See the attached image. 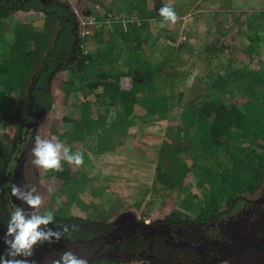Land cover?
<instances>
[{
    "label": "trees",
    "instance_id": "obj_1",
    "mask_svg": "<svg viewBox=\"0 0 264 264\" xmlns=\"http://www.w3.org/2000/svg\"><path fill=\"white\" fill-rule=\"evenodd\" d=\"M82 1L89 0H74L77 3ZM135 3L136 0H130L128 5L133 7ZM113 10L109 9L105 19ZM30 13L40 17L42 30L23 21L22 15ZM259 18L256 21L264 23V14ZM131 24L129 32L115 30L125 41L132 30L140 37L145 26V22L140 28L136 22ZM242 33L247 44L244 52L250 57L255 54L256 46L264 43V25L257 27L250 23ZM101 34L98 32L96 37ZM85 40L78 18L66 0H0V255L6 248L3 237L10 212L18 206L28 207L11 195V186H19L20 168L34 143L35 133L55 107L54 83L59 74L67 72L72 78L64 83L65 87L70 84L67 93H79L81 88L77 89L75 84H84L79 82L84 78L87 82L84 87L87 101L78 106L85 117L80 113L79 120L68 115L63 118L73 129L90 124V96L97 99V104H100L98 99L104 96L108 101L103 102L107 105L105 110L117 109L120 116L130 115L131 106L139 102L136 95L147 92L153 77L149 69H140L142 59L132 56L126 64L137 63V69L127 66L126 71L120 72L115 68L110 72L98 71L93 78L87 77L105 53L101 50L86 53ZM216 40L220 43L218 38ZM215 45L228 47L223 42L217 45L215 41V51ZM106 56L109 57L108 54ZM261 74L240 68L220 75L219 83L224 84V91L216 92L209 101L197 98L186 105V114L190 118V129H187L198 132V137L194 136L187 147L194 146L196 155L191 159L201 172L200 186L212 187L214 191L218 189L224 198H218L211 191L213 202L197 204L200 212L186 217L173 212L153 226L129 225L122 229L104 221L54 216L55 223L50 227L68 225L71 229L75 225L77 231L70 239L37 247L33 257L36 264H51L67 250L87 259L88 264H126L133 261L142 264H213L222 260L227 252L244 246L247 236L240 229L243 223L249 224L250 228L264 226V223L258 224L264 217V203L248 199L264 184V78L260 77ZM125 75L132 79L130 91L120 87V78ZM259 96H263V102L258 112L251 115ZM95 121L98 127L92 126L95 130L106 131L104 116ZM122 124L115 119L111 128L116 129ZM9 128L15 129L13 137ZM70 135L75 140L81 139L75 136L76 131ZM104 142L99 146L105 145ZM96 144L98 146V142ZM219 149L226 150L230 157L232 170L229 174L217 175L204 164L205 160L213 159ZM180 150L175 144L165 143L161 147L158 171L169 156L174 160L170 171H177L170 176L162 170L157 183L166 184L174 174L182 172L181 169H190L187 165H182V168L178 165ZM63 167L67 168L66 164L63 163ZM202 172L206 173L205 178ZM53 174L74 188L78 185L69 176L68 168ZM222 202L227 206L224 210L220 208Z\"/></svg>",
    "mask_w": 264,
    "mask_h": 264
},
{
    "label": "rangeland",
    "instance_id": "obj_2",
    "mask_svg": "<svg viewBox=\"0 0 264 264\" xmlns=\"http://www.w3.org/2000/svg\"><path fill=\"white\" fill-rule=\"evenodd\" d=\"M66 1L71 5L80 23L90 20L100 22L95 26L80 24V28L83 30L82 34H85L83 37L86 38V53L100 50L104 44L111 48L112 56H101L102 60L108 62L109 72L115 68L120 72L121 70L126 71L127 66L137 69L139 67L137 63L126 64V61L131 56L134 59L143 60V56H140L142 45L149 48L151 45L161 44L167 40L168 47L173 49L185 45L186 43L180 41V37L181 39L185 37L183 34L186 29H189L188 33L191 34L187 43L190 44L192 54L194 56L198 54V56L191 58L185 54L183 67L173 79L175 84H163L161 78L152 80L154 84H151L150 81L147 92L136 95L140 103H134L131 106L130 115L126 117L120 116L117 109L116 111L105 110L107 105H104L103 102L108 101L104 96L98 99L100 104L96 103L95 97L90 96L88 99L91 102L90 124L83 125L80 129L71 128L72 126L65 123L63 118L68 115L73 120H79L80 113L85 117V113L81 112L78 106L87 101L84 89L87 82L84 78L79 80L84 84H75L77 89L81 88L79 93L74 91L67 93L66 89L70 84L65 87L64 83L72 78L65 73L59 74L54 83L55 107L47 115L34 137L39 135L50 139L55 136L65 142L73 153L77 151L83 153L84 165L82 167L62 162L67 166L69 176H72L78 185L74 188L71 183L66 184L56 177L53 174L54 171L37 168L32 163V159H34L31 156L33 143L20 168L19 187L22 189L26 185L29 188L36 187L38 194L44 199L42 213L52 211L54 216L104 221L122 227V229L129 225L153 226L173 212L183 217L200 212V209H197V204L205 201L213 202L211 191L214 190L206 185L200 186L202 179L199 174L201 172L191 159L196 155L194 146L191 144V147H187L189 141L198 132L194 129L188 130L190 129L188 127L190 118L186 114L188 110L186 105L189 101L193 102L197 98L210 100L216 92L224 91V84L219 83L220 75L240 68L253 70L258 74L264 73V43L256 46L255 54L249 57L244 52L247 44L242 35L246 28L244 20L247 18L257 22L255 23L257 27L264 25L263 22L256 21L259 16L264 14V0H136L133 7L128 5L130 0H110V2L108 0H89L80 3L74 2V0ZM163 4H171L181 19H188L185 25L181 23L180 19L175 25L169 23L166 27L161 28L162 17L159 15V9ZM110 8H114L113 13L105 19ZM22 19L37 30L43 28L40 17L38 18L32 13L22 15ZM220 19L224 20V23L217 31V35L227 31L220 43L223 42L230 49L236 50V54L238 51L242 52L241 57L224 54L212 61L213 57L205 59L200 56L197 39L199 37L195 36L213 34L219 28V24L216 26L215 20ZM128 20H138L137 27L145 22V26L142 27L143 32L140 37L136 36L132 30L130 36L127 35L129 39L125 41L118 36L115 30L129 32L131 26ZM109 29L112 31L110 32ZM98 32L102 34L96 37ZM154 35L158 38H155ZM141 38L145 43H141ZM218 39L220 40V38ZM133 46L136 47L132 48ZM209 60H211V64L208 66L205 63ZM99 61L101 60L99 59ZM180 62L181 58L177 64ZM175 65L171 66L174 68ZM260 77L264 78V74H261ZM73 80L78 82L77 79ZM120 81L122 90L130 91L132 89V84H123L128 79L122 78ZM262 98L263 96L256 98L251 115L258 112L260 103L263 102ZM102 116L107 120L106 131L95 130L92 126L97 127L95 120ZM115 119L123 124L121 127L117 126L116 129H112L111 125ZM126 119L128 120L126 121ZM131 121L133 122L130 123ZM8 131L12 137L15 135L14 128H9ZM74 131H76L75 136L81 138L80 140H75V137L70 135ZM103 141H105V145L102 143L99 146ZM96 142H98V146H96ZM165 143L178 145L181 149L178 154V165L181 168L182 165H187L190 168L188 171L181 169L182 172L174 174L175 176L168 179L169 182L166 184L156 182L158 174L163 170L172 176V172H176L177 169L170 171L172 168L170 164L174 160H172V156H169L165 164L161 166V171H158L159 152ZM204 164L217 175L229 174L232 170V163L226 150L219 149L214 158L205 160ZM67 168L63 167V171L65 169L67 171ZM202 175L205 178L206 173L202 172ZM214 192L218 198L222 196L220 190L217 189ZM248 199L264 203V184L255 195L249 196ZM226 207L225 202H222L221 210ZM263 223L264 217H261L258 224L262 225ZM262 227L250 228L249 224L243 223L240 229L245 231L247 236L245 245L238 246L233 252H227L218 263L215 261L212 263L264 264V226ZM126 264H142V262L133 261Z\"/></svg>",
    "mask_w": 264,
    "mask_h": 264
},
{
    "label": "clouds",
    "instance_id": "obj_3",
    "mask_svg": "<svg viewBox=\"0 0 264 264\" xmlns=\"http://www.w3.org/2000/svg\"><path fill=\"white\" fill-rule=\"evenodd\" d=\"M159 15L162 17L161 28L169 23L175 25L181 19L171 4H163ZM31 156L34 157L32 163L46 171H63L62 162L76 167L84 165L83 153H73L65 142L55 136L49 139L37 135ZM11 195L28 207L25 209L18 206L9 214L7 230L3 237L6 248L3 255H0V264H36L33 257L37 247L70 239L72 233L77 231L75 225H72L71 229L68 225L50 227L55 223L54 214L52 211L41 212L44 199L38 194L35 186L29 188L26 185L22 189L12 185ZM51 264H88V260L67 250L62 252L59 258L53 259Z\"/></svg>",
    "mask_w": 264,
    "mask_h": 264
},
{
    "label": "crops",
    "instance_id": "obj_4",
    "mask_svg": "<svg viewBox=\"0 0 264 264\" xmlns=\"http://www.w3.org/2000/svg\"><path fill=\"white\" fill-rule=\"evenodd\" d=\"M190 18H192V17H190ZM192 19H196V18H192ZM181 21H182L181 23L185 25V23L188 21V19L182 18ZM244 21H245L244 22L245 26H248L250 23H257L253 19H250V18L249 19L247 18ZM215 23H216V26H218V24H219V28L216 29V31L213 34H211V35L203 34V35H196L195 36L196 38L199 37L197 39L199 41L198 47L200 49V56L204 57L205 59H209V58L213 57L212 61H215L218 56H224V54H229L231 57L232 56L233 57L234 56H240L241 57L242 52L238 51L236 54L235 53L236 50L230 49L229 47H227L225 49L224 47H222V45H221V47L215 45V47L217 48V50L215 51L213 44H215V41L217 42V45L219 44L218 40H216L217 37L220 38V41H221L222 37H224L226 35V34H224V32H227V31H224L221 34L217 35V31L221 28V25H222V23H224V20H222V19L215 20ZM188 32H189V29L188 30L186 29L185 34H183V35H185V37L182 39L180 37V41H182L183 43H186V44L181 45L176 49L168 47L169 46L168 40L165 41L164 43H161V44L157 43L154 46L151 45V46H149V48L144 47V45H142L140 56H143V60H142L143 65L140 67V69H149L150 71H152L153 77L150 80L151 82L154 79L158 80L159 78H161L162 79L161 81L163 82V84H175L173 79L176 78L175 77L176 73H178V71L181 70L183 67L182 65L184 63L185 54L189 55V57H191V58H195L196 56H198V54H196V56H194V54H192L193 52L191 51L190 44L187 43V42H189V39L191 38V34H189ZM154 37L158 38L156 35H154ZM152 40H154V38H152ZM140 41H141V43H145V41L142 38ZM196 46H197V44H196ZM134 47H136V46H133L132 48H134ZM106 49H109V50H106ZM143 49H145L144 53H143ZM100 50L105 53L104 56L106 54H108L109 57L112 56V54L110 55V53H112L110 51L111 48L107 47V45L104 44ZM213 52H215V53H213ZM180 58H181V62L179 64H177V62L180 61ZM210 61L211 60L207 61L205 64H207L209 66L211 64ZM107 64H108V62L106 60L101 59V61H99V64L96 65L94 70L87 77L93 78L96 75V72H98V71L100 73L101 72H109L108 68H107ZM171 65H175V67L173 68ZM64 73L68 75L67 72H64ZM205 73H206V71H205ZM122 78H124V80L128 79V81H124L123 84H132V79L130 76L125 75V76H122L120 79H122ZM151 84H154V83L152 82ZM140 94H142V93H140ZM157 165H158V163H157Z\"/></svg>",
    "mask_w": 264,
    "mask_h": 264
},
{
    "label": "built area",
    "instance_id": "obj_5",
    "mask_svg": "<svg viewBox=\"0 0 264 264\" xmlns=\"http://www.w3.org/2000/svg\"><path fill=\"white\" fill-rule=\"evenodd\" d=\"M75 13V12H74ZM76 15V14H75ZM110 17V16H109ZM77 18H78V16H77ZM78 21H80L79 20V18H78ZM128 22H129V24H131V23H134L135 24V22L137 23L138 22V20H128ZM100 22H98V21H96V20H90L89 22H85V23H80L79 22V24H83V25H85V26H90V25H97V24H99ZM81 29V28H80ZM86 29V28H85ZM82 31L83 30H81V33H82ZM82 35H85V34H82Z\"/></svg>",
    "mask_w": 264,
    "mask_h": 264
}]
</instances>
